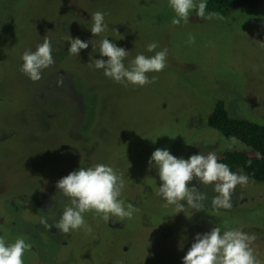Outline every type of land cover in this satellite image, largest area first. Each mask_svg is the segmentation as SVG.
<instances>
[{
    "label": "rangeland",
    "instance_id": "rangeland-1",
    "mask_svg": "<svg viewBox=\"0 0 264 264\" xmlns=\"http://www.w3.org/2000/svg\"><path fill=\"white\" fill-rule=\"evenodd\" d=\"M97 11L107 28L93 36ZM221 15L205 20L192 11L177 26L168 0H0V237L31 245L24 264H183L196 234L215 226L255 234L252 247L264 264V182L247 176L232 208L217 210L213 186L194 179L189 187L206 194L204 210L186 206L175 214L156 194L161 181L149 165L157 148L184 159L249 150L207 126L217 99L231 115L264 123V5ZM44 36L55 63L34 82L21 72L22 54ZM71 37L89 41L79 56L69 54ZM104 38L128 51L126 66L137 54L166 48V67L147 74L154 83L125 87L89 67L107 60L98 52ZM152 42L158 47L148 52ZM96 164L122 177L120 199L138 211L124 221L86 212L91 231L61 235L54 225L71 201L56 183Z\"/></svg>",
    "mask_w": 264,
    "mask_h": 264
},
{
    "label": "clouds",
    "instance_id": "clouds-1",
    "mask_svg": "<svg viewBox=\"0 0 264 264\" xmlns=\"http://www.w3.org/2000/svg\"><path fill=\"white\" fill-rule=\"evenodd\" d=\"M169 7L174 11L175 17L171 20L173 25L189 22V16L195 11L197 17L205 20H224L225 17L218 12H207L206 0H168ZM93 21L90 26L93 36H98L105 31V14L95 12L91 15ZM69 54L79 56L81 49H87L89 41L80 38H70ZM195 42V37L189 35L188 44ZM91 43V41H90ZM92 44V43H91ZM93 46V44H92ZM158 47L156 42L147 44L146 50L154 52ZM94 50V46H93ZM104 59H92L90 68L103 69L104 75L117 83L127 87L128 85L143 87L154 83L156 76L148 77V73H159L166 67L167 49L155 51V55L146 57L140 53L134 59L125 60L128 51L104 38L99 45V51ZM23 64L21 72L32 81L40 80L42 71L52 66L55 61L52 56V45L49 37L44 36L43 42L36 46V50H25L22 54ZM62 78L57 81L62 84ZM174 138V137H173ZM155 142V140H153ZM149 165H154L161 181L157 195L166 203L165 206L175 205L176 212H184L185 207L195 211L204 210L206 194L200 192L195 186L189 184L195 179L200 185L213 186L216 195L212 198L214 209H231L232 195L237 186H246L248 177L244 174L232 172L229 166L219 162L215 152L209 151L206 155L194 154L188 159L177 158L168 149L157 148L153 151ZM58 191L71 204L67 206L55 227L61 235L68 234L71 230H79L87 227L84 213L95 212L105 221H124L131 219L133 213L138 211L131 203L124 205L120 199L124 188V181L116 171L108 165L96 164L92 167H80L78 171H72L62 177L56 183ZM186 201L187 204L181 203ZM190 218V217H189ZM40 223L46 228H51L47 218L42 217ZM255 234H247L238 229L221 231L220 227H213L211 231L203 234L197 233L195 242L191 244L183 264H261L257 259L253 242ZM31 245L23 238H17L13 243H6L0 237V264H24L25 251L30 250Z\"/></svg>",
    "mask_w": 264,
    "mask_h": 264
},
{
    "label": "trees",
    "instance_id": "trees-1",
    "mask_svg": "<svg viewBox=\"0 0 264 264\" xmlns=\"http://www.w3.org/2000/svg\"><path fill=\"white\" fill-rule=\"evenodd\" d=\"M206 2V13L220 14H228L242 7L257 9L264 5V0H206ZM206 124L249 148L225 150L217 157L218 161L227 164L232 172L240 169L249 178L264 182V123L231 115L224 100L217 99L207 116Z\"/></svg>",
    "mask_w": 264,
    "mask_h": 264
}]
</instances>
